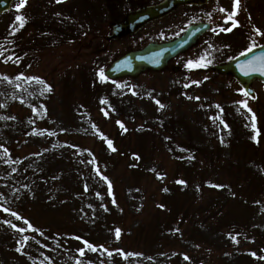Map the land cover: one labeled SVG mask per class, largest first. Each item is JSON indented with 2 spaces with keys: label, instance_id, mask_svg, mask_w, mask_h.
<instances>
[{
  "label": "rangeland",
  "instance_id": "rangeland-1",
  "mask_svg": "<svg viewBox=\"0 0 264 264\" xmlns=\"http://www.w3.org/2000/svg\"><path fill=\"white\" fill-rule=\"evenodd\" d=\"M19 3L0 17V44L22 28L15 19ZM90 23L99 28L95 38L45 39L25 72L0 64V209L24 218L0 214V264H249L252 258L241 253H256L264 244L262 85L253 84L254 101L230 78L208 70L147 73L115 83L99 79L91 87L92 70L99 73L112 59L150 42L142 34L154 37V26L112 43V22ZM31 32L23 31L22 39ZM21 73L44 83L17 79ZM117 121L124 125L120 131ZM170 121L178 123L172 137L163 130ZM111 139L119 153L110 154ZM194 148H216L219 156L196 155ZM168 182L175 198L167 212L162 202ZM236 198L247 201L250 230L215 232L220 222L214 212H233L230 201ZM233 213L234 220L242 217L239 210ZM156 223L163 224L159 235Z\"/></svg>",
  "mask_w": 264,
  "mask_h": 264
},
{
  "label": "flooded vegetation",
  "instance_id": "flooded-vegetation-1",
  "mask_svg": "<svg viewBox=\"0 0 264 264\" xmlns=\"http://www.w3.org/2000/svg\"><path fill=\"white\" fill-rule=\"evenodd\" d=\"M92 21L111 20L115 23L140 8L158 6L165 2H175L174 7L162 15L155 14L154 42H167L182 37L192 26L202 25L206 31L198 37L195 45L186 52L172 59L169 70L179 72L186 70L189 54L215 55L226 52L230 47V36H249L250 27L256 23L264 30V5L254 0H240L237 14L226 22L227 13L220 8L233 9V0H85ZM129 12L126 13L125 12ZM233 20L236 22L234 25ZM221 29H225L221 31ZM231 29V30H227ZM127 37L133 38L137 36ZM223 51V52H222Z\"/></svg>",
  "mask_w": 264,
  "mask_h": 264
},
{
  "label": "water",
  "instance_id": "water-1",
  "mask_svg": "<svg viewBox=\"0 0 264 264\" xmlns=\"http://www.w3.org/2000/svg\"><path fill=\"white\" fill-rule=\"evenodd\" d=\"M12 0H0V13L9 8ZM152 9H146L130 16L124 23L119 26H113L112 39H119L129 33V31H135L146 20L150 19ZM188 45L186 42H174L166 45L158 46L151 45L141 52H135L124 56L123 58L112 63L108 71L105 72V76L109 79H116L125 76H137L145 70L158 71L165 67L166 62L176 55L181 49H184ZM264 54V49L260 50L249 56H245L242 59H236L233 62L218 66L214 68L215 72L221 74H229L234 77L238 83L242 86L244 91L248 93L251 98H254L252 91L250 90V84L254 79H260L264 83V72L249 70L247 74L241 70L240 65L245 61L252 60L253 57H259Z\"/></svg>",
  "mask_w": 264,
  "mask_h": 264
},
{
  "label": "snow or ice",
  "instance_id": "snow-or-ice-1",
  "mask_svg": "<svg viewBox=\"0 0 264 264\" xmlns=\"http://www.w3.org/2000/svg\"><path fill=\"white\" fill-rule=\"evenodd\" d=\"M59 2V0H58ZM239 3H240V0H233V9L231 12L228 11V9H225V8H220L219 10L221 12H225L227 13V16H226V22L228 19H233L234 16L237 14V10H238V6H239ZM26 4V0H20V3L17 4V10L23 8ZM16 21L19 22L20 26H23L24 24V17L21 16V15H17L15 17ZM233 23L234 25L236 24V22L233 20ZM225 29H221V31H224ZM227 30H231V29H227ZM253 31L259 35V36H264V31H261L259 28L253 26ZM252 48L249 47L247 49V52H251ZM246 53L242 52L241 55H245ZM0 56H3V51H0ZM12 57L11 56H8L4 62H7L8 60H11ZM203 66H206V61H205V58L202 56L199 60L197 61H192V60H189L186 67H188L189 69H193V68H198V67H203ZM240 68L242 71L245 72V74H247V72L249 70H252V71H261V72H264V54H262L261 56L259 57H253L252 60H249V61H245L244 64H241L240 65ZM99 76H100V79L101 81H104L107 79V77L104 76L103 74V70L101 69L100 72H99ZM6 78V77H5ZM20 78H24V79H27V80H35L39 83H44L43 80L39 77H23V74H20L17 79H20ZM207 79V77L205 78ZM193 83H196L197 85H199V81H194ZM188 85H185V87H187ZM117 87H119V85H117ZM48 90H50V86H47ZM244 95H248V93H244ZM189 99H196V100H199L200 97H188ZM157 104H159V106L161 108L164 107L163 104H161L159 101H156ZM237 103H241V104H244L246 106V102L245 101H238ZM217 107H219V105H217ZM239 110V109H238ZM249 111H251V109H248ZM33 111H35V108L33 109ZM107 115V113H105ZM14 118V117H13ZM253 118H254V114H253ZM117 123L121 126V127H124L123 123L121 121H117ZM253 128H255V124H253ZM102 138H103V134H101ZM253 140H256V136H253ZM108 143V146L111 148L112 147V142L109 140L107 141ZM137 158H139L137 156ZM97 172L99 173V169H97ZM157 178L159 179H162L163 177L157 173ZM105 180H107V177H104ZM179 183H185L184 181H178ZM109 191L111 192V182L109 181ZM216 187H222L220 185H216ZM85 189L87 190V186H85ZM165 191H167V189H165ZM99 195V194H98ZM161 207H163L161 205ZM4 212H9L10 215L12 216H16L17 219H24L23 217H20L18 213H15V212H10L9 209L7 208H3L2 209ZM4 223H7L9 224L11 227L13 228H16L17 231H20V232H23L25 231L24 228H19L17 225H14V224H11V221H4ZM25 223L28 224V229L29 230H32V231H37L32 225L30 222L26 221L25 220ZM119 234H120V230L119 229H116V235H117V238H119ZM77 239H80L79 237H76ZM28 238L25 237V240H27ZM233 240H235L236 238L233 236L232 237ZM84 244L88 247V248H91L92 250H95V246H93L92 244H90L89 242L87 241H84ZM102 247V246H101ZM17 251H20L19 248H17ZM81 252V255H83V249H80L79 250ZM109 255H111V253H109ZM255 255V254H253ZM185 259H189L187 256H185Z\"/></svg>",
  "mask_w": 264,
  "mask_h": 264
},
{
  "label": "trees",
  "instance_id": "trees-1",
  "mask_svg": "<svg viewBox=\"0 0 264 264\" xmlns=\"http://www.w3.org/2000/svg\"><path fill=\"white\" fill-rule=\"evenodd\" d=\"M236 171H237V173H239V175H242V176H244V177H248L249 176V174L248 173H242L241 171V169H239V170H237L236 169ZM244 172V171H243ZM190 195H191V192H190ZM174 198H175V195L173 196ZM174 201V200H173ZM234 205V204H233ZM213 207V206H212ZM234 207H236V205H234ZM170 209H171V207H170ZM240 210L242 211V212H245L246 211V207H241L240 208ZM178 211H179V209H175L174 211L173 210H171V215H170V217H172V219L173 218H175V216H176V214L178 213ZM214 217L216 218V219H218V221L219 222H222V221H228V223H229V227L232 229V230H234V234H240V233H242L244 230H245V224L243 223V222H239L240 221V219H237V220H234V219H232V216H231V213L230 212H228V214L227 213H224L221 209L220 210H218L217 212H214ZM229 216L231 217V218H229ZM242 224V225H241Z\"/></svg>",
  "mask_w": 264,
  "mask_h": 264
}]
</instances>
